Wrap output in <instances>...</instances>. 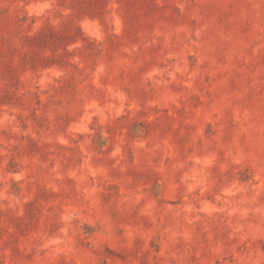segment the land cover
Returning a JSON list of instances; mask_svg holds the SVG:
<instances>
[{"label": "rangeland", "instance_id": "obj_1", "mask_svg": "<svg viewBox=\"0 0 264 264\" xmlns=\"http://www.w3.org/2000/svg\"><path fill=\"white\" fill-rule=\"evenodd\" d=\"M0 264H264V0H0Z\"/></svg>", "mask_w": 264, "mask_h": 264}]
</instances>
